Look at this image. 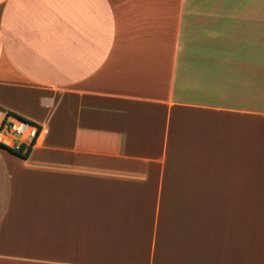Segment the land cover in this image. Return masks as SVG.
<instances>
[{"label":"crops","instance_id":"crops-1","mask_svg":"<svg viewBox=\"0 0 264 264\" xmlns=\"http://www.w3.org/2000/svg\"><path fill=\"white\" fill-rule=\"evenodd\" d=\"M0 108V264H264V0H0Z\"/></svg>","mask_w":264,"mask_h":264},{"label":"built area","instance_id":"built-area-1","mask_svg":"<svg viewBox=\"0 0 264 264\" xmlns=\"http://www.w3.org/2000/svg\"><path fill=\"white\" fill-rule=\"evenodd\" d=\"M43 133L40 125L0 108V147L26 153Z\"/></svg>","mask_w":264,"mask_h":264},{"label":"rangeland","instance_id":"rangeland-1","mask_svg":"<svg viewBox=\"0 0 264 264\" xmlns=\"http://www.w3.org/2000/svg\"><path fill=\"white\" fill-rule=\"evenodd\" d=\"M259 133L251 132L248 148L244 154L245 162H247V166L244 168V177H248L251 186L256 187L264 185V179L261 177H264V130ZM250 201L257 202L258 199Z\"/></svg>","mask_w":264,"mask_h":264},{"label":"trees","instance_id":"trees-1","mask_svg":"<svg viewBox=\"0 0 264 264\" xmlns=\"http://www.w3.org/2000/svg\"><path fill=\"white\" fill-rule=\"evenodd\" d=\"M8 151H10L11 153H13V154H15L17 156H20V157H25L26 156V154L25 153L22 154L20 152V150H8Z\"/></svg>","mask_w":264,"mask_h":264}]
</instances>
